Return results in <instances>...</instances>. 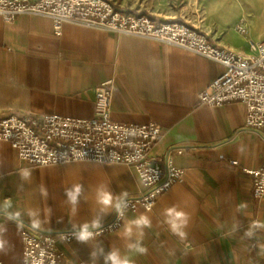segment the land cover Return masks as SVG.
<instances>
[{
  "label": "crops",
  "instance_id": "crops-1",
  "mask_svg": "<svg viewBox=\"0 0 264 264\" xmlns=\"http://www.w3.org/2000/svg\"><path fill=\"white\" fill-rule=\"evenodd\" d=\"M111 1L120 13L187 23L237 53L249 54V41H264V0ZM223 72L219 63L151 40L73 23L64 24L57 36L49 18L0 17V118L90 119L95 88L112 80L114 122L157 124L164 136L153 156L183 150L171 152L170 159L185 175L153 210L127 212L118 230L101 237L60 242L68 260L264 264V199L254 197L252 178L244 172L262 166L264 136L244 129L243 104L212 108L198 99ZM143 190L133 167L24 166L10 144L0 141L1 264H23L26 226L45 232L91 228L110 220L121 200Z\"/></svg>",
  "mask_w": 264,
  "mask_h": 264
},
{
  "label": "built area",
  "instance_id": "built-area-1",
  "mask_svg": "<svg viewBox=\"0 0 264 264\" xmlns=\"http://www.w3.org/2000/svg\"><path fill=\"white\" fill-rule=\"evenodd\" d=\"M21 15L51 19L57 36L64 24L73 23L159 42L219 63L224 72L199 94V103L212 108L243 104L244 129L264 136V41H249L250 53L245 55L211 43L205 34L186 24L171 20L156 22L146 15L120 13L109 0H0V17L5 22H13ZM236 29L244 31L243 26ZM94 93L92 118L10 115L0 118V141L10 144L24 166L91 162L133 167L144 190L121 200L110 220L91 228L45 232L26 226L23 264H84L68 260L59 243L98 238L118 230L127 212L153 210L157 199L185 175V170L174 166L170 159L171 152L182 154L183 150L171 149L165 156L151 154L164 136L157 124H123L111 119L112 80L101 83ZM244 172L252 178L254 197L264 199V158L259 169Z\"/></svg>",
  "mask_w": 264,
  "mask_h": 264
},
{
  "label": "rangeland",
  "instance_id": "rangeland-1",
  "mask_svg": "<svg viewBox=\"0 0 264 264\" xmlns=\"http://www.w3.org/2000/svg\"><path fill=\"white\" fill-rule=\"evenodd\" d=\"M110 2H112L111 0H109ZM113 3V2H112ZM113 5H114V3H113ZM132 14V13H131ZM137 15V14H136ZM139 15H144V14H139ZM146 16H148V15H146ZM150 17V16H149ZM151 18V17H150ZM154 20V19H153ZM154 21H156V20H154ZM171 21H176V20H171ZM157 22V21H156ZM164 22V21H163ZM177 22H179V21H177ZM180 23H183V22H180ZM183 24H186V25H188V26H190L189 24H187V23H183ZM191 27V26H190ZM191 28H193V27H191ZM94 29V28H93ZM194 29H196V28H194ZM197 30V29H196ZM199 31V30H198ZM201 32V31H200ZM204 34V33H203Z\"/></svg>",
  "mask_w": 264,
  "mask_h": 264
},
{
  "label": "clouds",
  "instance_id": "clouds-1",
  "mask_svg": "<svg viewBox=\"0 0 264 264\" xmlns=\"http://www.w3.org/2000/svg\"><path fill=\"white\" fill-rule=\"evenodd\" d=\"M70 195H72V194H70ZM75 197H74V195H73V199H74ZM81 238H84L83 236L81 237Z\"/></svg>",
  "mask_w": 264,
  "mask_h": 264
}]
</instances>
